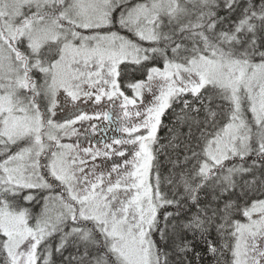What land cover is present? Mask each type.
Segmentation results:
<instances>
[{"label": "snow or ice", "instance_id": "snow-or-ice-1", "mask_svg": "<svg viewBox=\"0 0 264 264\" xmlns=\"http://www.w3.org/2000/svg\"><path fill=\"white\" fill-rule=\"evenodd\" d=\"M197 237L264 264V0H0V264H200Z\"/></svg>", "mask_w": 264, "mask_h": 264}, {"label": "trees", "instance_id": "trees-1", "mask_svg": "<svg viewBox=\"0 0 264 264\" xmlns=\"http://www.w3.org/2000/svg\"><path fill=\"white\" fill-rule=\"evenodd\" d=\"M137 78H140V77L137 76ZM129 94L131 93L129 92ZM178 108L179 106H176L177 111H178ZM173 119L174 117H173L172 112H169L165 117H163L164 127L159 132V135L162 138L161 140L162 143H167V140L164 138L169 135L168 129L170 126H172ZM159 159L163 162L164 156L161 155ZM168 167H170V165H163V170L166 172ZM37 210L40 211V208L37 207L36 211ZM188 239L192 240L193 238L191 235H189ZM210 239L213 240L217 244V246H219L222 243V241L220 240L215 230L212 231ZM193 244H194L195 250L201 253L202 260L200 261V264H214L213 258L207 254V246L203 240H200L197 237L195 240H193ZM193 257H194V254H193ZM194 264H195V259H194Z\"/></svg>", "mask_w": 264, "mask_h": 264}, {"label": "rangeland", "instance_id": "rangeland-1", "mask_svg": "<svg viewBox=\"0 0 264 264\" xmlns=\"http://www.w3.org/2000/svg\"><path fill=\"white\" fill-rule=\"evenodd\" d=\"M81 108H82V110L87 111L90 114L93 111H106V110L109 109L107 103L103 104L102 107H97L95 109L92 106H90V105L81 104ZM69 111H70V108L69 109H66V110H63V111H59L55 119H57V120H59V121L62 122L63 118L65 117V115L68 114ZM92 123H94V121H92ZM77 128L79 129L80 132H83L84 131L83 129H80L79 128V125H77ZM75 141H76V137L75 136L71 137V139L65 138V140H64V142H72V143H74ZM85 146H86V144H85ZM35 211H36V209H35Z\"/></svg>", "mask_w": 264, "mask_h": 264}, {"label": "flooded vegetation", "instance_id": "flooded-vegetation-1", "mask_svg": "<svg viewBox=\"0 0 264 264\" xmlns=\"http://www.w3.org/2000/svg\"><path fill=\"white\" fill-rule=\"evenodd\" d=\"M109 110V109H108ZM61 119V118H60ZM94 123H97V124H99L100 125V127H102V128H105V127H108V124H107V122H105V121H103V120H100V121H96V120H94ZM113 128L115 127V125H113L112 126ZM102 135V133H97L96 134V136H95V139H100V136ZM107 135L109 136V137H112V136H119L120 135V133H118V132H115V131H112L111 129L107 132Z\"/></svg>", "mask_w": 264, "mask_h": 264}]
</instances>
